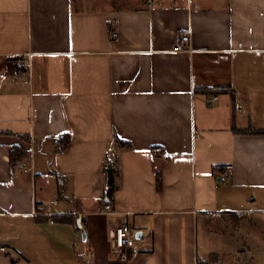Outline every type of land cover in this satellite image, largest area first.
Masks as SVG:
<instances>
[{
    "label": "crops",
    "instance_id": "0c3cea01",
    "mask_svg": "<svg viewBox=\"0 0 264 264\" xmlns=\"http://www.w3.org/2000/svg\"><path fill=\"white\" fill-rule=\"evenodd\" d=\"M236 127L264 130V0H0V264L56 259L72 226L90 264H200V230L226 245L245 221L228 213L261 210L233 203L264 207V132ZM17 145L29 156L12 168ZM121 222L127 260L112 251Z\"/></svg>",
    "mask_w": 264,
    "mask_h": 264
},
{
    "label": "rangeland",
    "instance_id": "374dc122",
    "mask_svg": "<svg viewBox=\"0 0 264 264\" xmlns=\"http://www.w3.org/2000/svg\"><path fill=\"white\" fill-rule=\"evenodd\" d=\"M111 160L113 161L114 158ZM233 205L246 206L250 208L256 207L261 210L248 211V214L245 212L243 213L242 211H233L234 213H228L230 216H224L226 219H229L230 221L234 220L235 222L236 220H245L237 223L240 226L235 225L236 235L233 239L232 237L227 236L226 245H223L218 236L215 238V245L211 244L208 241V239H210L209 234L207 235L206 231L200 230L198 235L200 264H231L224 260L216 262L213 258V255L215 257V253L219 255L225 251L226 254L231 255L233 258H240L238 260L233 259V264H264V259H260V257H264V210H262L264 207L258 206L261 205L260 203L254 204L248 202L242 204H237L236 202L233 203ZM245 216L246 218H244ZM224 217L222 221L226 220ZM252 220H254L255 223L250 222ZM237 228H240L239 231L236 230ZM72 230L73 234L71 237L63 241V251L57 250V253H55V255H57L56 259H51L48 255V251L41 250L40 254H38V252L33 253L35 259L32 264H82L81 261L84 260L86 255L87 245L83 239L82 230L78 229L76 231L73 226ZM207 231L209 232V228H207ZM211 231L214 232V229L212 230L211 228ZM85 262L90 264L88 255H86ZM23 264L28 263L26 262Z\"/></svg>",
    "mask_w": 264,
    "mask_h": 264
},
{
    "label": "built area",
    "instance_id": "2783aa9c",
    "mask_svg": "<svg viewBox=\"0 0 264 264\" xmlns=\"http://www.w3.org/2000/svg\"><path fill=\"white\" fill-rule=\"evenodd\" d=\"M111 41L118 43L120 37L119 32L113 30L110 34ZM174 50L181 51L190 49V36L184 34L181 36L180 41L177 42L174 47ZM29 66L26 60L23 57L18 58L16 62V67L13 69L12 74L15 77L24 76L28 74ZM219 99V95L215 94L211 98L207 99L209 104H212ZM238 109H241L240 104H236ZM25 170H27V163H24ZM232 174V169L227 168L226 170L219 172L216 175V179L220 182H227ZM100 211L103 213H109L112 211V204L110 202H105L103 206H100ZM135 242V232L132 228V225L129 222H121L117 224L113 229V238H112V251L117 255L121 260L128 259V252L133 247ZM1 250H5V247H0Z\"/></svg>",
    "mask_w": 264,
    "mask_h": 264
},
{
    "label": "trees",
    "instance_id": "16d2710c",
    "mask_svg": "<svg viewBox=\"0 0 264 264\" xmlns=\"http://www.w3.org/2000/svg\"><path fill=\"white\" fill-rule=\"evenodd\" d=\"M235 130L237 132H248V133H261L264 132V130H258V129H242L236 127ZM69 138V137H68ZM115 140L120 144L122 147H129L131 142L129 140H125L120 138L119 136L115 135ZM69 141V140H66ZM65 141V142H66ZM29 156V151L25 149L21 145H17L13 147L10 153V158H11V165L12 168L15 167L17 164H19L22 160L25 159V157ZM117 161H112L109 159L106 160L105 162V167H104V172L106 174V182H107V187L105 190V195L106 197L112 198L114 196V192L118 187L117 184V177L119 176V170L117 167ZM157 184L158 187H161V178L160 174H157ZM61 183L59 184V188H61ZM62 189V188H61Z\"/></svg>",
    "mask_w": 264,
    "mask_h": 264
},
{
    "label": "water",
    "instance_id": "95a60500",
    "mask_svg": "<svg viewBox=\"0 0 264 264\" xmlns=\"http://www.w3.org/2000/svg\"><path fill=\"white\" fill-rule=\"evenodd\" d=\"M108 199V198H107Z\"/></svg>",
    "mask_w": 264,
    "mask_h": 264
}]
</instances>
